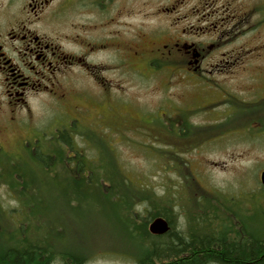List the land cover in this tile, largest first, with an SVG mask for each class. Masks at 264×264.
Wrapping results in <instances>:
<instances>
[{
	"label": "rangeland",
	"instance_id": "1",
	"mask_svg": "<svg viewBox=\"0 0 264 264\" xmlns=\"http://www.w3.org/2000/svg\"><path fill=\"white\" fill-rule=\"evenodd\" d=\"M172 1L128 0L131 13L118 20V30L136 37L144 28L145 40H134L143 51L134 50L144 55L132 52L133 69L126 70L121 50H101L90 57L94 64L98 63L94 69L71 70L72 88L77 93L71 94L70 105L39 102L34 108L33 123L40 130L38 151L47 155L45 150L53 143L50 137L68 129L77 150L95 158L99 176L121 175L129 178L133 186H148L167 202L184 207L193 208L191 200L226 202L239 215L252 218L251 224L259 230L257 226L264 223V190L260 182L264 171V28L235 37L227 50L211 55L200 73L205 79L192 78L183 71L173 74V65L166 63L173 58L162 55L166 49L153 53L152 48L153 42H167V34L173 31L175 16L162 12ZM252 3L249 0L247 9ZM240 45L243 50L237 48ZM226 56L237 64H222V72L209 74L211 64L224 62ZM103 80L106 85L101 83ZM113 103L118 114L109 119L107 104ZM74 104L83 105L89 112L83 123L78 121L77 127H70L78 118ZM101 113L107 119L100 121ZM94 124L98 126H87ZM29 136L31 132L21 138ZM14 140L11 135L9 143L14 145ZM19 154L16 169L24 178L9 170L0 186V211L9 212L0 216L3 227L18 225L25 218L34 225L28 211L37 206V196H41L44 205L57 209L63 225L76 224L73 238L83 250L88 249L89 264H136L141 235L131 234L112 198L98 197L97 201L92 197L98 206L97 210L90 209L84 202L85 193L68 187L70 178L61 170L63 165L56 175L47 173L23 147ZM102 189L107 192L108 185ZM22 193L27 197L25 202L32 200L26 211ZM136 212L144 214L141 207ZM175 212V228L186 229L180 207ZM62 233L64 241L66 231Z\"/></svg>",
	"mask_w": 264,
	"mask_h": 264
},
{
	"label": "flooded vegetation",
	"instance_id": "2",
	"mask_svg": "<svg viewBox=\"0 0 264 264\" xmlns=\"http://www.w3.org/2000/svg\"><path fill=\"white\" fill-rule=\"evenodd\" d=\"M248 4L249 0H173L162 9L175 16L173 31L167 34V42L152 43L153 53L166 49L162 55L173 58L166 62L173 65V74L183 71L192 78L205 79L200 73L211 57L232 46L235 37L264 28V0H253L247 9ZM130 13L128 0H0V186L8 178L7 171L19 174L16 162L21 159V147L31 159L35 154L40 131L33 123L37 104L56 101L70 105V96L76 92L71 70L84 67L91 71L98 63L90 57L101 50H121L126 70L133 69L132 52L144 55L134 50L142 48L134 40H145L144 28L136 37L118 30V20ZM83 34L87 35L81 37ZM240 47L243 50L244 46ZM227 56L224 62L211 64L208 73L222 72V64L232 61ZM101 83L106 85L105 80ZM107 106V117H117L115 103ZM73 109L78 118L69 126L77 127L76 122L83 123L89 110L81 104H74ZM106 115H100L99 120L107 119ZM28 132L29 139L21 138ZM11 135L15 136L14 145L9 143ZM3 157L6 159L1 161Z\"/></svg>",
	"mask_w": 264,
	"mask_h": 264
},
{
	"label": "trees",
	"instance_id": "3",
	"mask_svg": "<svg viewBox=\"0 0 264 264\" xmlns=\"http://www.w3.org/2000/svg\"><path fill=\"white\" fill-rule=\"evenodd\" d=\"M57 134L50 137L53 143L45 150L48 154L40 153L37 144L31 160L38 161L44 171L55 175L63 165L61 170L70 178L68 187L74 192H84V202L90 209L97 210L98 203L93 199L112 198L118 207V216L126 220L124 223L131 234L134 237L141 235L136 264H264V223L255 230L252 218L239 215L226 202L191 200L193 208L184 207L177 202H167L148 186L146 189L136 184L133 186L129 178L121 175L99 176L95 158L77 150L70 131L64 129ZM99 170L102 172L103 168ZM18 176L24 178L21 172ZM105 183L107 192L102 189ZM21 196L26 211L32 200L25 202V193ZM137 201L140 203L136 205ZM36 202L37 206L28 211V219H33L34 225H30L26 218L8 228L0 224L4 230H0V264H89L88 249L83 250L73 238L76 224L63 225L61 220L64 219L58 215L57 209L44 205L41 196H37ZM137 207H141L144 216L136 212ZM178 207L186 217L184 230L175 228ZM18 211L21 213L20 209ZM4 213L9 214L1 209L0 216ZM158 217L166 219L170 225V230L163 236L152 235L147 229L148 224ZM64 230L66 238L63 241Z\"/></svg>",
	"mask_w": 264,
	"mask_h": 264
},
{
	"label": "water",
	"instance_id": "4",
	"mask_svg": "<svg viewBox=\"0 0 264 264\" xmlns=\"http://www.w3.org/2000/svg\"><path fill=\"white\" fill-rule=\"evenodd\" d=\"M260 182L262 186H264V171L261 172ZM169 230H170V225L168 221L162 217H158L154 219L149 224V232L155 236L166 234Z\"/></svg>",
	"mask_w": 264,
	"mask_h": 264
},
{
	"label": "bare ground",
	"instance_id": "5",
	"mask_svg": "<svg viewBox=\"0 0 264 264\" xmlns=\"http://www.w3.org/2000/svg\"><path fill=\"white\" fill-rule=\"evenodd\" d=\"M163 236V235H162Z\"/></svg>",
	"mask_w": 264,
	"mask_h": 264
}]
</instances>
